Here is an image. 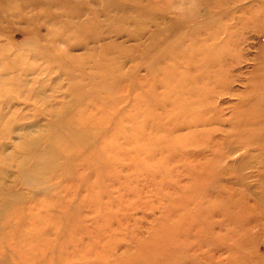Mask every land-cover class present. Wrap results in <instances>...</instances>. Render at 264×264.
Masks as SVG:
<instances>
[{
	"label": "rangeland",
	"instance_id": "1",
	"mask_svg": "<svg viewBox=\"0 0 264 264\" xmlns=\"http://www.w3.org/2000/svg\"><path fill=\"white\" fill-rule=\"evenodd\" d=\"M263 179L264 0H0V264H264Z\"/></svg>",
	"mask_w": 264,
	"mask_h": 264
},
{
	"label": "bare ground",
	"instance_id": "2",
	"mask_svg": "<svg viewBox=\"0 0 264 264\" xmlns=\"http://www.w3.org/2000/svg\"><path fill=\"white\" fill-rule=\"evenodd\" d=\"M264 180V179H263ZM261 196V195H260Z\"/></svg>",
	"mask_w": 264,
	"mask_h": 264
}]
</instances>
